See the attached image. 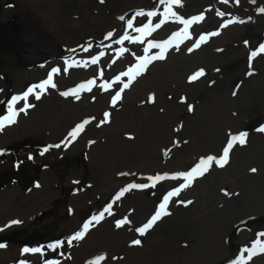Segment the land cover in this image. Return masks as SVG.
<instances>
[{"label": "rangeland", "instance_id": "obj_1", "mask_svg": "<svg viewBox=\"0 0 264 264\" xmlns=\"http://www.w3.org/2000/svg\"><path fill=\"white\" fill-rule=\"evenodd\" d=\"M193 1L181 0L179 5H170V0L163 3L161 0H140L142 7L134 9L130 3L125 5L126 0H123L113 8V20L99 31L92 32L89 27L68 33L59 30L70 40L50 46H39L19 36L20 52L24 54L33 50L36 57L26 61L15 57L14 50L10 49L11 70L20 72L23 80H19L16 89L9 80L7 84L0 83V119L10 114L8 102L13 97L19 98L15 104L22 105L12 108L14 122L5 121L3 129L11 131L19 126L21 113L33 107V93L41 102L47 97L58 102L78 103L81 98L88 97L91 107L68 108L65 113L77 116L66 117L68 126L59 137L47 128L39 134L21 131L17 138L0 143V192L4 191L0 193V200L18 203L14 209L22 213L35 209L41 195L50 197L30 214L32 222L38 225L34 226L32 235L31 224L23 220L25 214L20 217L10 214L6 221H0V227L25 225L26 233L23 237L21 232L0 236V244L5 245L0 251H8L0 257V264H10L4 263L3 258L10 259L13 264H46L47 261L93 264L101 256L104 259L99 264H143L144 259L148 264H159L153 263L150 256L138 257L139 250H135L133 241L140 234L143 238L137 248L144 245L143 250H149L156 240L157 232L152 230L160 219L143 234L138 229L160 210L164 202L161 189L169 183L171 186L177 183L180 188L186 182L180 173L191 171L201 159L210 155L219 158L228 140L240 133H246V143L233 145L226 165L219 167L213 162L207 172L195 176L189 186L169 198L174 200L179 196L183 203L185 212L181 214L180 224L185 219L186 227L177 226L172 235H185L183 247L188 252L174 253L172 248L179 249L178 244L167 243L156 253L164 254L162 263L165 264H237L242 258L248 260V251L240 248L239 241L248 234L254 243L251 250L256 253L252 258H257L253 264H264L261 259L264 252H260V246L264 244V131H260L264 128V79L250 88L253 78L264 69V52L260 48L256 50L258 41L264 40V12L260 11L264 9V0H239L238 3L236 0L227 3L205 0L199 3H205V10L192 6L190 2ZM12 3L17 11H27L34 16H40L39 8L44 7L51 23H55L52 19L55 12L69 7L64 0H13ZM169 5L175 15L166 11ZM148 13L155 15L149 16ZM199 16L203 19L187 27L182 23ZM77 18V13H71L69 19ZM48 20L47 28L51 30L53 26ZM161 20L164 23L156 28ZM128 21L132 22L131 28ZM13 22H16L14 27L19 25L16 20ZM109 33H112L110 37ZM201 37L206 39L201 42ZM15 41H11L10 47ZM197 42L199 47L195 46ZM253 52L257 55L252 56ZM161 56L162 59L158 58ZM93 59L96 63H92ZM243 59L245 67L241 63ZM53 62L58 64L51 66ZM52 69L57 72L52 73ZM201 69L203 76L189 79ZM49 73H52L51 84L43 89L36 87L48 79ZM89 81L93 83L89 84ZM124 84L128 87L124 88ZM29 88H33V92L25 98ZM118 92L120 98L113 103ZM199 99L201 103H198ZM150 104L154 111L149 109ZM105 113H108L107 118ZM248 118H253V127L247 129L249 132H242L243 123ZM84 121L88 123L73 139L69 133ZM112 133L123 134L126 142L143 147L151 158H161L157 157L156 164L150 159L152 165L149 166L132 162L129 168L118 167L110 173L98 170L99 167L91 168L89 161L95 158L102 161L106 142L115 143L108 139V134ZM69 146L78 154L60 151L62 147L68 150ZM112 146L107 144L108 152ZM45 148L48 151L44 152ZM254 150L263 154H252ZM177 152H184V156L179 157ZM179 158L190 162L178 168L180 163L173 162ZM47 170L53 179L42 183L41 175ZM116 171H121L122 176L119 177ZM112 172L116 176L114 179H111ZM222 175L229 181L237 180L235 185L223 184ZM157 176L163 179H149ZM69 177H72L71 181ZM8 185L21 191L34 186L30 192L39 190L34 192L33 198L25 199L18 193H11ZM126 188L128 191L116 199ZM201 193L205 196L198 197ZM242 196L247 198L241 201L238 198ZM76 197L82 202L78 208L70 203L76 202ZM143 200H154L156 208L142 209L143 218L128 219L127 211L137 214L138 205L148 206L149 203L140 202ZM109 205V212H104ZM123 207L124 218L121 217ZM164 211L168 215L171 207L167 204ZM102 212L104 215L99 221L92 220ZM107 217L106 223H99ZM122 220L127 223L117 227ZM86 222L90 224L84 236L68 244L67 239L83 231ZM65 224L68 226L63 227ZM116 236H124L118 244ZM57 242H62L59 247H49ZM11 244L13 247L9 248ZM32 244L41 251H23ZM97 245L114 248L100 249ZM89 246L94 249L86 254ZM79 250L81 254H77ZM112 251L114 253H110ZM133 255L136 257L132 258Z\"/></svg>", "mask_w": 264, "mask_h": 264}, {"label": "bare ground", "instance_id": "obj_2", "mask_svg": "<svg viewBox=\"0 0 264 264\" xmlns=\"http://www.w3.org/2000/svg\"><path fill=\"white\" fill-rule=\"evenodd\" d=\"M12 1L13 0H0V5H1L0 21L4 26L9 27L7 28V31L10 34L9 39L7 40V45H3L2 49H0V83L7 84V82L11 81L9 83H12L15 89L19 87L18 82L22 78H20L21 77L20 72L15 73L14 71L11 70L12 68L10 67V53H11L10 49L14 50L15 57L17 58L22 57L23 60L25 59L26 61L27 59H34L36 57V53L33 50H31L30 53H24V54L20 52L22 50L18 47L19 42H20L18 40L19 36L39 46H50L56 42L57 43L68 42L70 39L62 36L59 33V30L63 31L64 33H68V32H74L76 30L84 29L85 27H89V29L92 32H97L100 29H102L104 26H106L107 23L113 20V17H112L113 8H115L120 3L123 2V0H115V1L113 0H64L69 5V7L59 12H55V14H53L52 16V19L55 21V23H51L47 18V14L44 12L46 10L44 7L39 8L40 16H36V15L34 16L30 12H27V11H17L16 8H14ZM139 1L140 0H126L125 5L130 3V7H133L134 9H138L142 7ZM144 1L148 2L149 0H144ZM203 1L205 0H202V1L194 0L193 2H190V3L192 6H198L205 10V7L203 6L205 3L199 4ZM60 5L58 7H60ZM61 13L63 14V16L61 15ZM71 13H77L78 18L69 19L71 17ZM14 20H16L17 23L19 24L18 25L19 30H17L18 26L14 27V24L16 23V22H13ZM46 20H48L52 24L53 28H51V30L47 28V26L49 25ZM254 38L255 37L253 36V39ZM13 39H16V41L13 42L14 43L13 47H10L11 40ZM261 45H264V40L258 41L256 45V50L260 48ZM262 56L264 59V54ZM243 60L244 61H242L241 63L245 67V59ZM56 64L58 63L53 62L51 63V66H54ZM112 67H115V65ZM1 75H3L4 78H2ZM263 79H264V69L262 68L261 71H259L258 75H256L253 78L251 82L252 87L250 88H253L254 85L258 81L263 80ZM245 84L247 86L249 85L248 83H245ZM140 88H141V85H140ZM43 98H45L44 102L38 101L36 99L35 93H33V96L31 98L33 107H28L26 109V113H21V118L19 119V126L16 127L14 130L10 131L7 128L5 129L2 128L0 130V143L5 142L6 140L17 138L21 131L39 134V133H42L47 128L51 129L52 132L55 133L56 137H59L63 133V129L65 128V126L66 127L68 126V121L66 120V117L72 116V115L77 116V114L65 113L68 108L70 107L73 108V106L77 109L82 108L83 106L91 107V103L89 102L88 97L81 98L78 103H72L70 101H65V100H62V102H58V100L56 101L49 100L47 99V97H43ZM201 102L202 101L199 99L198 103H201ZM59 103H64V105H59ZM21 105H22L21 103L13 104L12 108L16 106H21ZM149 109L154 111V107L151 104L149 105ZM252 119L253 118H248L247 122L243 123L244 129L242 130V132L244 131L249 132L247 129H250L253 127V124H251V122L253 121ZM137 132L139 131L137 130ZM108 139L114 141L115 143H112L110 141L106 142V144L104 145L102 161H99L98 158H95L92 161H89V165L91 168L99 167L98 170L104 169L107 173H110L111 171H113V169L116 170L118 167H121L122 169H127L129 168L132 162H137V164L143 163L145 166H149V165H152L149 159L152 160L153 164H156L158 162L157 157L161 158L160 156L151 158L150 156L146 155V151L142 149L143 147H140L137 144L126 142L128 140L123 137V134L121 136L113 134V133L108 134ZM109 143L113 145L111 152H108L106 149V146ZM60 151L65 152L67 154H71L70 152H72V154H78V151L74 150L72 146H69L68 150H65L64 147H62ZM106 154H108L107 157H105ZM177 154L179 157L184 156V152H177ZM252 154H263V153L262 151L254 150ZM189 162H190L189 159L179 158V159H176L173 163H180L178 165V168H182V167H185ZM122 164H128V165L122 167L120 166ZM151 168L152 167L147 168V170ZM116 174L119 177L122 176L121 171H116ZM213 174L215 176H219L217 172H213ZM114 178H116V176L114 172H112L111 179H114ZM52 179H53V176L49 170L45 171L41 175V178H40L42 183L50 182ZM68 180L71 181L72 177H69ZM236 181L237 180L229 181L228 179L225 178V176H223V184H226L229 187L234 186ZM177 185L178 184L175 183V186H171V184L169 183L165 188H162L160 191V193L162 194L161 198L164 200L165 196H167L168 193L173 192L178 188ZM7 188L9 189L11 193H18V195H20L22 198H25V199L33 198L34 192L39 190L37 188V190L30 192L33 189V188H30V189H26L25 191H21L19 188H13L11 185H8ZM2 192L4 191H1L0 193ZM204 196L205 194H202V193L198 195V197H204ZM246 198L247 197L242 196V197H239L238 199H240L241 201H244V199ZM49 200H50V197H45L44 195L43 196L41 195V200L38 201L36 205L34 206L35 209H31L30 211H26L22 213H21V210L16 211L14 209L15 205H19L18 203H10L5 200H0V221L1 220L6 221L7 216L10 214H16L19 217L21 214L22 215L25 214L26 217L25 218L23 217L24 218L23 220L24 222L31 224L30 232L32 235L34 232V226L36 225L35 227H38V225L32 222L30 218V214L34 212L39 206H42V202L49 201ZM234 201L237 202L236 200ZM140 202L146 203V204L149 203V204L146 207H142L138 205L139 210L137 211V214L135 213V211L134 212L127 211L126 216L128 219L137 220L140 217L143 218L145 216V213L143 212L142 209L147 211L145 208L154 209L155 207L154 200H143ZM70 203L74 205V208H78V206L82 204L81 200L78 198L76 202H70ZM123 203L124 202H122L121 207L123 206ZM167 204L171 207V211L168 215L167 214L165 216L162 215L160 217V221L155 224L156 228L154 229L152 228L153 229L152 232L154 233L157 232V233H156V240L151 243V249L143 250L144 245L141 246L140 248H137V244H135V248H136L135 250L136 251L139 250V252L137 253V256L138 257L145 256V255L150 256L154 259L153 263L157 262L159 264H165V263H162L164 254H157L156 252L162 251L163 245L167 243L172 244V245H174L175 243L178 244L179 249L174 250V248H172L174 253L180 252L181 250L188 252V250H184V247H183L184 246L183 238L185 235H182V233L176 236L172 235V231L174 228H176L177 226H185V219L183 220L184 222L180 224V221L183 219V216H181V214L185 212L183 210V203L180 201L179 196H178L176 199L174 198V200L169 199ZM121 212H122L121 217L124 218L125 217L124 207ZM111 215L112 214H110L109 216ZM108 219L109 217L100 221L99 223L100 224L106 223L107 222L106 220ZM13 225L14 224H11L9 226L5 225L3 227H0V236L4 237V236H9L10 234L18 235L21 232L20 235L23 237L26 234L24 231L25 225H20V226L16 225L14 227ZM66 226L68 225L67 224L63 225V227H66ZM117 231L113 233L116 234ZM123 237L124 236L122 237L116 236L117 244L122 241ZM248 237H249L248 234H244V238H240L239 240L241 243L240 248L242 247V250L244 252H247L246 250H251L254 245V243L251 242V239H250L251 237L250 238ZM141 238L143 237L140 234H137V240H140ZM232 238L235 239L234 237ZM8 247L9 248L13 247V245L11 244ZM99 247L100 249H104V248L113 249L114 248V247H107V246H99ZM28 248L29 249L37 248V246L36 244H32V247H28ZM78 248H79V244H78ZM93 249H94L93 246H89L88 249H86V254L90 253ZM7 252L8 251L4 252V249L1 250L0 257H2V254L6 255ZM81 253H82L81 250L77 252V254H81ZM110 253H114V252L112 251ZM236 256L238 257V255ZM135 257L136 255L132 256V258H135ZM237 257L235 258V260L237 259ZM256 259L257 258H251V259L246 260L242 258V260L239 261L237 264H253V261H255ZM261 259L262 261H264V256ZM145 260H146V263H145ZM3 261L4 263L9 262L10 264H13V262L8 258H3ZM148 263L149 262H147V259H144L143 264H148ZM90 264H92V262Z\"/></svg>", "mask_w": 264, "mask_h": 264}, {"label": "snow or ice", "instance_id": "obj_3", "mask_svg": "<svg viewBox=\"0 0 264 264\" xmlns=\"http://www.w3.org/2000/svg\"><path fill=\"white\" fill-rule=\"evenodd\" d=\"M161 2L163 3L164 0H161ZM225 3L228 2V0H224ZM236 2L238 3L239 0H236ZM181 3V0H170V5L171 4H176V5H179ZM170 5L168 8H166V11H169L170 15H175L174 12H171L170 10ZM260 11L264 12V9H260ZM218 15H221V13H217ZM137 15H143V13H137ZM149 16H153L155 15V13H148ZM121 19H124L123 17H121ZM203 19L202 16H199V17H194L193 20L191 21H182V23L185 24V27H187L189 24L193 23L194 21H198V20H201ZM164 23V20H161L160 23H157L155 25L156 28H159L161 26V24ZM128 26L131 28L132 27V22L131 21H128ZM147 27V25L145 26ZM137 31H139V29H137ZM216 33H213V35H215ZM112 35V33H109L108 36L110 37ZM107 38V37H106ZM206 39V37H201L200 40L201 42ZM119 42V41H118ZM196 47H199V42H197V44L195 45ZM192 49L190 48L189 51H191ZM260 51L261 52H264V45H261L260 47ZM101 55H103V53H101ZM257 55L256 52H253L252 53V56H255ZM160 59H162L163 57H158ZM92 63H96V60L93 59ZM67 69H65L66 71ZM54 72H57V69H52V73ZM52 73H49L48 75V79L45 80L43 82V84H40V85H37L36 87L38 88H41L43 89L45 85H49L51 84L52 82ZM204 75V71L201 69L199 71H197L195 74H193L189 79L190 80H196L198 79L200 76H203ZM117 79H119V77H117ZM89 84L93 83V81H89L88 82ZM83 87V86H81ZM109 87H111V85H109ZM128 87V84H124V88H127ZM33 92V88H29L28 89V92H26L24 94L25 98L28 96L29 93ZM64 95H68V93H63ZM39 98V96L37 95V99ZM120 98V94L119 92L116 94V96L113 97V103H115L118 99ZM17 99H19L18 97H13L11 101L8 102V105H9V115L4 117L3 119H0V128H2L4 126V122L7 121V123H13L14 122V117H15V112L12 110V105L15 104V102L17 101ZM150 99H152L150 97ZM21 111H23V109H21ZM105 118L108 117V113H105ZM88 121H84L83 124H79L77 125L76 129L73 130V132L69 133V135L75 139L76 135L83 130L84 128V124H87ZM260 131H264V128H261ZM246 133H240L239 135H234L232 136L228 142H227V145L223 148V154L219 157V158H216L214 156H208L206 159H201L200 162L194 167L191 169V171L187 172V173H180L179 176L180 177H183L184 180L186 181L184 184H182L180 186V188H177L175 191L173 192H170L168 193L167 196H165L164 198V202L160 205V210H158L156 212V214L154 216H152V218L140 229H138V231L143 234L145 233L148 229H150L153 224L160 219V217L162 215H165L167 214L164 209L166 208V205L168 203V200L170 197L172 196H175L179 193V191L184 188V187H187L191 184L192 182V179L195 177V176H202L205 172L208 171V168L209 166L215 162V164L219 167H223L224 165H226L229 161V154H230V151L231 149L233 148V145L238 142L239 144L243 145L246 143ZM56 147H59V145H56ZM44 152L48 151V148H45L43 150ZM29 159H31V156L29 157ZM252 171H256V169H252ZM173 178H176V177H173ZM149 179H152L154 181H158L160 179H163V177H160V176H157V177H150ZM148 185H130V187H147ZM128 191V189H124L123 191H121L116 199H119L120 196H122L124 194V192ZM227 194V193H226ZM110 205L109 207L105 208L104 209V212H109L110 210ZM104 213H100L99 216H93L92 217V220H95V221H99L102 217H103ZM19 221H12V223H18ZM124 223H127L126 220H122V221H119L117 223V227H120L122 224ZM89 224L90 222H86L84 225H83V231H78L76 232L73 236L69 237L67 239V243L68 244H71L73 241H76V240H80L85 232L88 230L89 228ZM264 235V234H262ZM62 242H57L56 244H53V245H50L49 247H52L53 249L57 248L60 246ZM134 244H140L141 242L139 240H135L133 241ZM5 245L3 244H0V248L4 247ZM255 247V246H254ZM24 252H40L41 249L40 248H32V249H29V248H25L23 250ZM248 251V256H247V259H251L253 255H255V251H252V250H246ZM260 252H264V244H261L260 246ZM104 259L103 256L101 257H98L96 261H93V264H99V260H102ZM46 264H54L53 261H47Z\"/></svg>", "mask_w": 264, "mask_h": 264}, {"label": "flooded vegetation", "instance_id": "obj_4", "mask_svg": "<svg viewBox=\"0 0 264 264\" xmlns=\"http://www.w3.org/2000/svg\"><path fill=\"white\" fill-rule=\"evenodd\" d=\"M8 26H4L0 21V49L3 45H7V40L9 39V33L7 31ZM12 41V40H11Z\"/></svg>", "mask_w": 264, "mask_h": 264}, {"label": "water", "instance_id": "obj_5", "mask_svg": "<svg viewBox=\"0 0 264 264\" xmlns=\"http://www.w3.org/2000/svg\"><path fill=\"white\" fill-rule=\"evenodd\" d=\"M0 8H1V5H0Z\"/></svg>", "mask_w": 264, "mask_h": 264}]
</instances>
